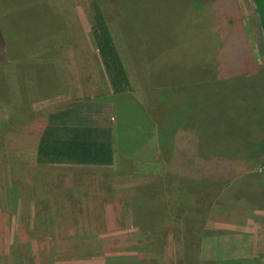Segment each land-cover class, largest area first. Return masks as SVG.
I'll list each match as a JSON object with an SVG mask.
<instances>
[{"label": "rangeland", "instance_id": "374dc122", "mask_svg": "<svg viewBox=\"0 0 264 264\" xmlns=\"http://www.w3.org/2000/svg\"><path fill=\"white\" fill-rule=\"evenodd\" d=\"M33 1L0 0V74L9 76L7 94L0 90V264H184L176 256L178 237L169 224L142 233L153 237L140 240L138 228L134 230V223H126L123 215L115 226L118 229L111 233L113 238L106 240L108 236L94 237V224L105 217L96 215L93 223V217L75 214L79 175L94 176L97 197L106 186L104 181L115 177L111 180L116 179L115 185L121 186L115 196L119 195L122 209L126 207L123 196L129 190L127 179L139 182V162L129 170L119 162L110 168L37 165L38 136L46 128L110 145L112 129L106 126L109 116L105 107L111 104L110 115L122 117L116 124L126 125V141H137V118L145 110L150 114L154 96L161 107L170 109L173 103L168 86L179 96L188 85L195 96L191 101L195 113L203 104L197 92L204 87L200 94L206 97L209 130L221 131L237 142L243 140V145L250 133L252 139H258L260 133L264 140V36L252 0ZM42 3L50 7L48 31L34 43L35 28L19 23H23L19 10ZM94 4L109 28L129 81L128 93L120 99L114 98L109 88L95 47ZM8 21L18 22L14 31L13 24V33L4 24ZM148 38L179 50L156 51L149 61L145 48L136 49L144 47ZM8 39L17 46H8ZM182 54L183 61L179 58ZM13 59L9 65H2ZM169 122L166 129H175L179 120ZM133 154L136 160L138 154ZM260 155L261 174L254 183L261 199L263 150ZM163 178L159 180L167 183L162 188L168 198L172 184L169 177ZM240 182H228L227 191ZM130 189L134 196L140 190L138 184L130 185ZM144 189L149 192L146 186ZM239 193L249 197L248 191ZM106 210L97 206L89 213ZM138 211L134 209L139 220L143 217Z\"/></svg>", "mask_w": 264, "mask_h": 264}, {"label": "crops", "instance_id": "0c3cea01", "mask_svg": "<svg viewBox=\"0 0 264 264\" xmlns=\"http://www.w3.org/2000/svg\"><path fill=\"white\" fill-rule=\"evenodd\" d=\"M187 89L179 96H170L173 103L170 109L161 107L157 97L154 102L149 98L153 102H149L152 111L148 114L145 110L143 116L137 118V141L127 142L126 125L121 123L117 127L116 124L122 117L108 114L105 121L112 129L113 161L112 165L101 167H115L119 162L129 170L134 162H139L143 170L138 175L139 182L127 179L129 190L123 196L126 207L122 209L119 208V195L115 196V190H120L121 186L115 185L116 179L111 180L115 177L104 181L106 186L103 191H98L97 197L94 195V176L79 175L78 184L75 179L78 185L74 191L75 214L89 215L93 217V223L96 221L94 216L105 217L100 224H94V237L108 236L106 240L113 238L111 233L118 229L115 226L123 215L126 223L131 220L133 229L138 228L141 232H137L140 240L153 237L150 233H142L157 231L158 227L169 224L170 231L178 237L176 256L184 264H264V197L259 198L260 189L254 183L259 182L256 176L261 174L258 169L263 159L260 151H264V140L260 139V133L258 139H252L250 133L243 145V140L237 142L235 137L227 138L221 131L209 130L206 97L204 93L200 94L204 87L197 92L203 104L196 113V106L191 103L194 93L189 87ZM110 107L111 104H106L105 108L110 110ZM173 118L179 120L177 127L166 129ZM133 153L138 154L136 160ZM159 177L170 178L172 185L168 198L162 188L167 183ZM238 179L241 182L227 191L228 182ZM112 184L115 187H109ZM132 184H138L140 189L135 196L130 189ZM240 191H248L249 197L245 198ZM134 198L149 202L146 207L143 202L139 205L138 215L143 217L139 220L135 218ZM97 206L107 207L109 211L89 213ZM87 209L88 212H84ZM191 248L195 249L192 253L187 251Z\"/></svg>", "mask_w": 264, "mask_h": 264}, {"label": "trees", "instance_id": "16d2710c", "mask_svg": "<svg viewBox=\"0 0 264 264\" xmlns=\"http://www.w3.org/2000/svg\"><path fill=\"white\" fill-rule=\"evenodd\" d=\"M33 2H37V0H34ZM252 2L264 36V0H252ZM48 8H50L48 5L42 3L40 5L34 4L32 7L19 10V17L23 19V23H19L25 26L33 25L35 28V33L32 34L34 43L36 40L42 38L48 31L46 26V21L49 18ZM29 15L32 16L31 19L29 18ZM4 24L11 31L14 24V31L16 24L13 23V21L4 22ZM4 24L1 23L3 34L6 32ZM13 31L11 33H13ZM92 36L102 67L107 76L109 88L111 89L114 98L120 99L121 96L128 93L129 81L125 74L119 54L116 52L109 28L99 7L95 4ZM5 39H7L6 36ZM13 45L17 46V43L14 42V40L8 39V46L12 47ZM137 47V51H142L144 48L146 49L147 60L149 61L152 59L156 51L159 53L160 51L179 50L177 48L174 49L175 47L165 46V44L157 38H148L145 41L144 47H141L140 45ZM181 50L187 51V48L182 47ZM184 57L185 55L183 54L181 56L179 55V58L182 61L185 60ZM12 62H14V59L8 60L7 63H2V65L7 66L9 65L8 63ZM0 71H2L1 67ZM1 76L3 77L2 79ZM7 80H9L8 74L1 73L0 90L3 91V94H7V89L5 90V87L8 86V84L5 83ZM25 85H27V82ZM23 86L22 83V87ZM168 87L169 94L171 93V96H174V88L170 85ZM183 91H187V88L182 89V92ZM250 94L252 96L257 95V93L254 92H251ZM154 97H156V95ZM110 110H108V114L110 113ZM208 126H210V124H208ZM117 127H119V125ZM110 146L111 144L109 145L107 142L97 141L81 134H62L44 128L40 131L38 136L35 149V162L37 165L108 166L112 165L113 161L112 148ZM141 202L145 204V207L148 205L147 200L140 201L138 198L132 199L134 209L136 208L138 210ZM136 215L137 214H135V216ZM192 249L194 248L188 249L187 251L191 252ZM190 255H192L191 257H194L193 254ZM193 264L197 263L195 262Z\"/></svg>", "mask_w": 264, "mask_h": 264}]
</instances>
